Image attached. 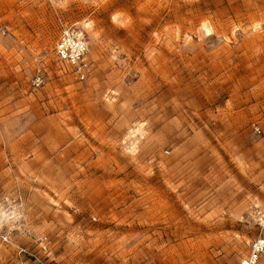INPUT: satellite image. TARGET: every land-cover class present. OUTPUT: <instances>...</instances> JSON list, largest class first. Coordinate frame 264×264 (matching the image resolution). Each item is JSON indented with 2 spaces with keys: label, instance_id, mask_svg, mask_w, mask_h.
Returning a JSON list of instances; mask_svg holds the SVG:
<instances>
[{
  "label": "rangeland",
  "instance_id": "rangeland-1",
  "mask_svg": "<svg viewBox=\"0 0 264 264\" xmlns=\"http://www.w3.org/2000/svg\"><path fill=\"white\" fill-rule=\"evenodd\" d=\"M259 239L264 0H0V264H240Z\"/></svg>",
  "mask_w": 264,
  "mask_h": 264
},
{
  "label": "built area",
  "instance_id": "built-area-1",
  "mask_svg": "<svg viewBox=\"0 0 264 264\" xmlns=\"http://www.w3.org/2000/svg\"><path fill=\"white\" fill-rule=\"evenodd\" d=\"M54 51L57 61L70 68L76 79L83 82L88 78L92 72V62L89 59L87 35L82 28L62 23ZM37 84H41L40 79ZM255 132L260 136L263 134L260 127H256ZM4 242H8L7 237H4ZM263 251L264 239H259L254 242L249 257L240 264H256ZM21 252L27 251L21 249Z\"/></svg>",
  "mask_w": 264,
  "mask_h": 264
}]
</instances>
